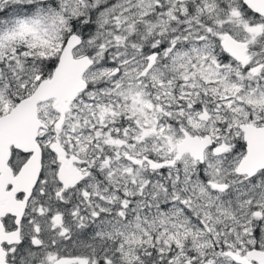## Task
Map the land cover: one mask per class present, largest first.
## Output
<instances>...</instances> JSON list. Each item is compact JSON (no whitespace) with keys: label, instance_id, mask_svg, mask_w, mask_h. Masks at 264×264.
<instances>
[{"label":"snow or ice","instance_id":"obj_1","mask_svg":"<svg viewBox=\"0 0 264 264\" xmlns=\"http://www.w3.org/2000/svg\"><path fill=\"white\" fill-rule=\"evenodd\" d=\"M0 264H264V0H0Z\"/></svg>","mask_w":264,"mask_h":264}]
</instances>
